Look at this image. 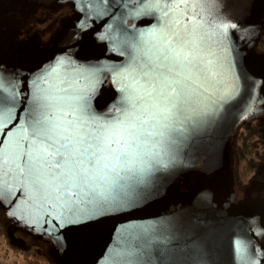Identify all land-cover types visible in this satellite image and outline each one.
<instances>
[{
	"label": "water",
	"instance_id": "water-1",
	"mask_svg": "<svg viewBox=\"0 0 264 264\" xmlns=\"http://www.w3.org/2000/svg\"><path fill=\"white\" fill-rule=\"evenodd\" d=\"M13 1L80 12L29 58L0 55V195L16 226L58 239L62 264H249L264 198L229 200L231 144L264 113V0Z\"/></svg>",
	"mask_w": 264,
	"mask_h": 264
},
{
	"label": "flooded vegetation",
	"instance_id": "flooded-vegetation-1",
	"mask_svg": "<svg viewBox=\"0 0 264 264\" xmlns=\"http://www.w3.org/2000/svg\"><path fill=\"white\" fill-rule=\"evenodd\" d=\"M17 3L13 0H0V55L8 59L29 58L36 47L48 45L53 41L60 31L62 20L80 14L78 5L68 2L52 6ZM251 50L258 57H264V20L256 38L251 42ZM115 80L116 76L111 74L100 84V89L105 90ZM252 124L261 127L260 131L264 138V113L254 116V119L253 117L242 119L237 128L242 125L250 128ZM237 128L234 130L232 142L236 138ZM242 188L247 191V196H239L243 198L235 202L248 199V196L253 197L254 191L259 192L258 194L264 198V180L262 182L254 180ZM11 240L19 243L12 238ZM246 256L249 264H264V226L262 240L258 239L253 247L250 246Z\"/></svg>",
	"mask_w": 264,
	"mask_h": 264
},
{
	"label": "trees",
	"instance_id": "trees-1",
	"mask_svg": "<svg viewBox=\"0 0 264 264\" xmlns=\"http://www.w3.org/2000/svg\"><path fill=\"white\" fill-rule=\"evenodd\" d=\"M237 126L238 123L236 128ZM253 126L254 124H252L250 128H247L242 125L237 128L236 138L231 144L234 184L241 186L250 184L254 180L260 182L264 180V138L260 131L261 127L259 126L258 128V126ZM200 163L201 158L199 157L190 160L187 164V168L183 170L186 176L194 178ZM183 182L184 180H182V183ZM1 236L6 238L9 249L26 259L28 264H34L33 262L36 260L37 256L41 255L38 252L37 246L32 245L25 247L21 242L18 243L11 239L9 240L6 234L5 224L0 219V237Z\"/></svg>",
	"mask_w": 264,
	"mask_h": 264
},
{
	"label": "rangeland",
	"instance_id": "rangeland-1",
	"mask_svg": "<svg viewBox=\"0 0 264 264\" xmlns=\"http://www.w3.org/2000/svg\"><path fill=\"white\" fill-rule=\"evenodd\" d=\"M179 179L188 181L189 177L186 176L184 171L178 172ZM242 188L241 185L234 184L233 192L229 196V200L235 202L243 197L247 196V191ZM238 196H237V195ZM256 194V192L254 193ZM255 196V195H253ZM0 219L4 222L6 227V234L8 239L11 238L22 243L25 247L28 246H37L38 252L41 255H38L34 264H62V247L58 239L47 235L46 233L39 232L37 230L19 227L25 226L21 222H18L19 226H16L14 216L9 210L5 199L0 195ZM39 230V229H38ZM263 230L260 231L257 235V239L262 240ZM38 260V261H37ZM0 263L1 264H28V261L22 258L18 253L13 252L9 249L6 238L3 236L0 237Z\"/></svg>",
	"mask_w": 264,
	"mask_h": 264
}]
</instances>
